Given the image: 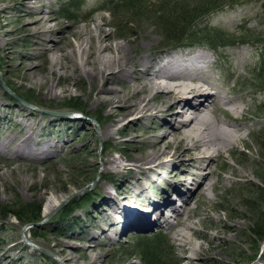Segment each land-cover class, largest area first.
Here are the masks:
<instances>
[{
    "label": "rangeland",
    "instance_id": "obj_1",
    "mask_svg": "<svg viewBox=\"0 0 264 264\" xmlns=\"http://www.w3.org/2000/svg\"><path fill=\"white\" fill-rule=\"evenodd\" d=\"M122 1L78 0L75 11L65 17L61 8L67 0H50L45 12L53 18L52 22H59L55 40L74 23L93 27L89 19L95 18L99 23L97 18L102 17L110 21L106 29L119 35L118 42L137 27L140 36L152 35L159 49L201 51L210 60L206 74L216 80L214 85L221 89L228 81L246 100L250 112L243 122L247 128H253L254 133L245 138V144L235 146L234 154L222 153L215 159L211 166L214 172L211 179L216 186L213 192L207 196L196 192L195 185H190L191 180L178 184L179 191L189 187L191 193L186 209L184 205L180 208L181 216L169 208L161 216V225L148 231L125 229L118 236L127 219L122 213H112L103 196L108 191L116 195L114 191L119 187L128 186L134 193L141 189L139 173L135 171L132 178H128L126 172L132 166V159L143 155L146 147L139 140L130 142V136L123 132L140 134L147 131L148 122L128 123L133 118L128 116L110 128L112 119L105 105L95 100L90 79L78 74L74 67L66 71L60 69V64L51 67L42 49L34 48L35 40L23 32V18H27L25 10L31 6L30 2L0 0V103H3L0 105V133L8 129L13 135L21 134L19 124L30 125L36 149L42 143L61 146L57 154L47 158L11 159L0 153V264H147L146 257L133 246L137 241L155 237L162 240L157 247L161 249L158 253L164 264H183L185 253L179 247L180 242L174 239L175 231L183 222L192 225L190 235L194 236V242L203 247L211 242L216 253L232 264L259 263L264 242L256 243L250 238L249 228L255 217L252 209L261 205L264 209L263 202L255 195L260 186L255 175L264 178V170L261 171L264 168V0H226L198 16L188 26L192 32L173 43H167L165 37L168 25L173 24L174 15H178L175 9L179 3H191L188 7L197 8V0ZM204 29L221 33L229 39V44L221 46L218 42L214 49L205 46L202 44L207 41L205 34H194ZM250 34L253 36L249 37ZM60 44L64 45V41ZM31 71L33 75L29 74ZM5 83L23 99H32L35 105L29 103L32 108L27 107L28 103L19 96L26 105L9 100L2 87L7 88ZM158 100L157 97L153 102L158 103ZM69 102L77 103L80 110L63 107ZM116 107L118 105H114ZM108 127L112 136L104 138L100 132ZM51 149L55 148L49 151ZM111 158L122 162L121 174L105 168L106 160ZM145 194L157 200L160 189L148 187ZM173 197L175 204L182 203L183 197ZM50 202H53L52 208L44 216L43 208ZM131 202L125 200L124 212L140 213L137 202ZM34 204L41 207V221L35 225L22 223L11 214L5 216L4 209L11 212L24 206L25 211ZM75 205L80 209L72 212ZM108 211L115 220V232L110 233V238L101 235L102 228L109 227ZM185 215L189 216V221H185ZM219 217L223 221L242 222L239 230L231 233L232 242L214 239L216 231L224 229ZM132 219L135 221L136 217ZM166 222H171V227ZM16 244L14 250L7 252L9 257L3 258L6 250ZM69 256L72 260H65Z\"/></svg>",
    "mask_w": 264,
    "mask_h": 264
},
{
    "label": "bare ground",
    "instance_id": "obj_2",
    "mask_svg": "<svg viewBox=\"0 0 264 264\" xmlns=\"http://www.w3.org/2000/svg\"><path fill=\"white\" fill-rule=\"evenodd\" d=\"M27 1L31 6L25 10L27 18H23V32H27L26 35L35 40L34 48L42 49L49 58L51 67L60 64L63 71L74 67L78 74H85L90 79L95 100L105 105V111L112 119L110 128L119 125L128 116H133L128 123L148 122L145 132H123L130 136V142L139 140L146 147L143 155L132 159V166L126 172L128 178H132L135 171L139 173L141 180L138 183L141 189L134 193L128 186L123 189L119 187L114 191L116 195L108 191L103 196V201L111 206L112 213H122L127 219L123 222L126 226H121V232H116L118 236L125 229L148 231L155 225H161V216L169 208L178 215L183 205V209H186L187 199L191 197L190 188L185 187V191H179L178 184L184 185L191 180L190 185H195L196 192L206 196L213 192L216 186L211 179L214 174L211 166L215 159L221 157L222 153L232 154L236 145L246 143L245 138L253 134L254 129L247 128L243 122L250 110L242 95L232 89L228 81L218 89L214 85L216 80L209 73L206 74L210 69L208 56L199 50L168 52L159 49L154 37L149 34L140 36L137 27L130 34L122 36V41L118 42L119 35L106 29L110 26V21L102 17L97 18L99 23L95 18L89 19L93 27L74 23L64 35L55 40L59 22H52L53 18L45 12L50 0H24V3ZM61 41H64V45L60 44ZM29 74L33 75L32 71ZM4 93L10 94L6 91ZM13 95L10 94L12 97ZM157 97L159 102L154 103L153 100ZM114 105L119 108H114ZM19 126L21 134L13 135L8 129L0 133L2 155L10 156L11 159H36L52 157L60 150L61 146L55 147L53 143H42L36 149L32 143L31 126ZM110 128L103 129L101 136H112ZM156 133L160 135L157 136ZM49 148L55 149L49 151ZM105 164L106 169L119 173L123 170L122 162L116 158L107 159ZM239 174L245 176L243 173ZM148 187H158L160 198L155 200L148 197L145 194ZM175 195L185 199L182 198V203L175 204ZM142 199L146 204L141 202ZM125 200L137 202L140 213L124 212L127 204ZM52 203H47L43 208L44 216L52 208ZM162 207L164 210L161 211ZM184 211L182 215L185 214ZM99 215L103 216L100 212ZM132 216L136 217L135 221ZM184 217L185 221L190 220L188 215ZM107 218H111L109 227H103L101 235L109 237L110 233L115 232V220L110 211ZM218 220L224 229L216 231L214 239L230 242L233 238L231 233H236L242 222L223 221L220 217ZM178 221L181 223L180 219ZM167 226L171 227V222ZM191 232L192 225L183 222L174 233V239L180 242L179 247L185 253L183 264H232L216 253V247L211 242L206 247L194 242ZM90 238L95 241L94 236ZM99 238L100 235L96 239ZM16 246L17 244L8 248L3 258L9 257L7 252L14 250ZM29 247L36 250L35 247ZM69 258L70 256L65 260H72ZM90 259L95 261L92 256ZM259 261L256 264H264V253Z\"/></svg>",
    "mask_w": 264,
    "mask_h": 264
},
{
    "label": "trees",
    "instance_id": "obj_3",
    "mask_svg": "<svg viewBox=\"0 0 264 264\" xmlns=\"http://www.w3.org/2000/svg\"><path fill=\"white\" fill-rule=\"evenodd\" d=\"M195 2L198 3L197 5H199V7L194 8V9H191V7H188V5H190L191 3H182V4L179 3L178 9H175V14H178L177 16L174 15L175 22L173 24L168 25V27L170 26V28L167 29L168 35L167 37H165V40L167 43H173L177 41L180 42V39L183 38V36H186L187 34H189V31L190 33L192 32L191 29H189L188 27L190 23H193L196 20V18L200 16L202 13L207 12L208 10H211L212 8L220 6L221 4L226 2V0H197ZM77 7H78V0H67V3L62 6L61 11L62 13H64L65 17H68V15L70 13H73ZM176 21H178V23H176ZM166 26L167 25H165L164 27ZM199 33L205 34L206 36L205 39H207V41H203L202 44H204L205 46H208L211 49H214L216 46L215 44H217L218 42H221L222 44L221 46L229 44V39L219 32L215 31L212 33L204 29V30L197 31L194 34H199ZM252 36L253 34H250L249 37H252ZM6 86L11 92L19 96L15 92V90L9 87V85L6 84ZM5 94H6V97L9 98V100L16 102V103L19 102L14 97L10 96V94H7V93ZM19 97L22 98L21 96ZM23 100L28 104L29 103L32 105L34 104L32 99L30 98L29 99L24 98ZM63 107L72 108L77 111L80 110V106L77 103L69 102ZM98 121L99 120L96 119L97 123ZM263 170L264 168H261V171ZM255 176L260 180V186L256 188L255 195L259 199V201L261 200L264 204V178L258 174ZM22 207H20L19 209L17 208L15 211H11V212L8 211L7 209H4L5 216L6 215L8 216V214H11L16 220L22 223H25V224L30 223V224L35 225L41 221V213H40L41 207L40 206H37L34 204V206H30L29 209L25 211H24V208ZM76 209L79 210L80 207L75 205L72 212H75ZM252 210L255 213V217L253 221H251V225L249 228V236L250 238L254 239L256 243L257 242L262 243L264 242V209L261 205L260 208H253ZM161 243H162V240L158 237L157 238L155 237V239L147 240L144 242L137 241L134 244L133 248L137 249L142 256L146 257L147 264H164L159 255V253L161 252V249L157 247V245H160ZM258 250H259L258 246L256 245L255 252L257 253ZM153 251L157 255H153L154 253Z\"/></svg>",
    "mask_w": 264,
    "mask_h": 264
},
{
    "label": "water",
    "instance_id": "obj_4",
    "mask_svg": "<svg viewBox=\"0 0 264 264\" xmlns=\"http://www.w3.org/2000/svg\"><path fill=\"white\" fill-rule=\"evenodd\" d=\"M2 87H3V89H4V91H6V92H8V93H10V94H12L10 91H9V89L8 88H6L4 85H2ZM13 95V94H12ZM13 97L14 98H16L20 103H23V104H25L21 99H19L18 97H16V96H14L13 95ZM26 105V104H25ZM27 107H30L31 108V106L28 104V105H26ZM37 226V225H36Z\"/></svg>",
    "mask_w": 264,
    "mask_h": 264
}]
</instances>
